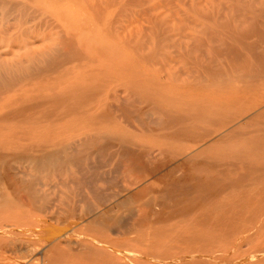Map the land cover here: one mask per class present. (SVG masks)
<instances>
[{"label": "bare ground", "instance_id": "1", "mask_svg": "<svg viewBox=\"0 0 264 264\" xmlns=\"http://www.w3.org/2000/svg\"><path fill=\"white\" fill-rule=\"evenodd\" d=\"M41 1L45 0H0V10H2L0 29L7 31L8 25L19 21L20 16L36 21L38 9L29 5L36 6V3ZM111 2L113 0H110L109 4ZM144 2V0H123L122 3L113 6V8L119 6V10L123 12L117 13L116 19L108 21L109 17L106 16L103 8V6L106 8L108 3H103L101 0H86L93 14V26L80 29L78 36L81 40L79 39L80 43L78 41L77 44L81 49L73 47L74 35H68V42L59 41L57 45L52 46L53 50L51 48L41 51L38 55L35 54L32 57L33 61L31 59L30 72L26 70L27 72L23 75L18 72L11 77L0 73V264H70L71 258L85 253L86 255L94 252L102 255L110 253H117L119 256L121 253L127 255L123 249L127 251L135 244L142 245L144 251L152 249L153 246L145 244L148 241L147 233H134L149 215L145 209H128L120 216L113 214L118 205L122 206L124 203L126 205V202L133 199L135 193L132 190H126L124 195L115 196L114 201L102 209L90 206L85 211L78 210L72 199L71 203H67L68 196L63 198L62 206L59 208L51 195V185L54 182L56 186L64 189H72L74 186L75 189L78 187L80 190L85 184L89 185L88 180L100 170L98 168L101 163L107 165L129 157L141 158L143 152L139 150L140 146L132 138L117 130L116 121L119 117L137 121L141 127L146 128L145 131L161 132V135H158L160 138L179 143L178 148L172 151L163 165L154 167V170L150 172L153 179L164 186V190L158 193L163 203L173 206L181 202L202 204L208 199H213L217 192L213 186L220 185L223 188L237 183L229 179L226 174L228 168L234 165L223 163L220 165L221 176L212 175L210 171L213 170V164L206 161L197 162L196 155L187 153L191 146L185 145L190 143L201 146L216 141L227 144L235 131L231 129L226 135L219 136L218 140L206 141L212 134L199 133L196 123L211 122L213 117H206L197 110V107L189 105L190 102H187L183 94L171 95L164 87L165 84L156 81L154 77L153 80L149 74L152 66L160 61L169 68L187 67L188 58L192 57V50L178 47L177 52L173 53L175 57L173 59L171 54L166 53L165 44L169 40L166 29L159 32L154 30V26L153 31L149 33H145L143 29L136 32L123 31L125 34L122 36L120 47H116L119 45L117 42L116 45L113 44L114 47L104 44L102 37L106 29L111 27V30L119 33L120 29L116 24L118 20L119 25L122 22V13L130 12L133 6L137 8V5H142ZM148 15L147 13L146 16L151 21L152 17ZM92 19L91 21L88 19V23L89 21L91 23ZM240 25L236 30L231 29H234L235 41L241 43V49L227 43L218 35V37L210 38L213 45L207 47L202 59L196 58L193 63H190L195 70L209 73L222 88L229 86L234 79L244 82V80H255L264 76V22L256 23L252 18L248 20L242 18ZM231 27H233L232 24ZM167 31L169 32V29ZM253 35L257 38L254 43L243 42V39H249ZM112 37L115 38V36ZM89 42L96 46L91 45L87 50L86 44ZM146 43L153 45V53L149 55L151 58L143 53ZM138 50L141 52L137 55L139 58H133L131 51ZM56 53L73 55L79 63V72L72 75L70 80H66L64 72H60L57 81L51 76L40 80L43 71L37 72L36 63H34L36 55L44 56L45 62L51 65L52 69L56 65L52 59L49 60L50 54ZM222 56L224 57L221 60ZM1 65L0 62V67ZM46 67L48 68L47 65ZM188 70L192 75L193 72L191 71V74L190 69ZM184 81L186 82V79ZM151 88H155L157 92L148 93ZM170 98L188 105L175 106L170 104ZM28 118L33 119L35 123L41 120L52 121L51 125L45 126L29 139L26 140L24 137L18 139L17 136L20 133L18 124L25 123ZM245 120L243 124L247 125L248 120ZM232 122L230 121L229 124ZM262 131L264 128H257L252 132ZM255 146L251 142H244L241 147L234 146L229 151L236 156H242L245 151H259ZM132 161L130 159L128 165H131ZM182 171L187 174H179ZM204 171L206 174L201 175ZM243 178H241L242 181ZM188 183L192 185L187 186ZM82 195L78 194L79 197ZM101 203L104 205L105 201ZM13 210L15 213L10 215L9 213ZM34 214H42L51 221H57L58 230L51 229L52 231L45 232V228L34 229L35 223L32 219ZM151 214L160 216L157 212H151ZM135 217L136 223L133 222ZM24 222L27 223V229H24V233H17ZM103 223H106L112 232L106 233V238L101 237L105 233H96L85 235L89 244L72 240V236L79 233L77 230L79 226L84 228L86 225L99 226ZM111 237L115 240H110ZM119 240L121 242H118ZM172 242L176 245L168 246L167 251L165 249L164 259L155 257L151 259L154 264H230L227 261H220L227 255L228 249L214 251L211 247L213 245L211 238L177 237ZM1 254L8 257L20 256L14 262H10ZM137 256L142 257V255ZM119 260L121 261V259L117 261ZM97 261L94 260V263Z\"/></svg>", "mask_w": 264, "mask_h": 264}, {"label": "rangeland", "instance_id": "2", "mask_svg": "<svg viewBox=\"0 0 264 264\" xmlns=\"http://www.w3.org/2000/svg\"><path fill=\"white\" fill-rule=\"evenodd\" d=\"M101 1L108 3L106 4V6L108 5L106 8L103 6L106 16L108 15L109 17L108 21L116 19V14L123 12V10H119V6L113 8V6L122 3L123 0H113L111 4H109L110 0L109 2L108 0H106L107 2L105 0ZM144 1L146 4L137 5V8L140 9L133 6L130 12L122 13V22L119 25L118 20L116 24L120 29L118 30L119 33H115L111 30V27L106 29L104 32L105 35L103 36L106 41L102 37L104 44L114 47L117 42L119 45L116 47H120L122 45V36L127 30L136 32L143 29L145 33H149L153 31L154 26V30L159 32L166 29L165 32L169 35V40L165 44L166 53L171 54L173 59L175 58L173 53L177 52L178 47L192 50V57L191 59L190 57L188 58L187 67L169 68L164 62L160 61V63L157 62L154 64L150 71L148 70L149 74L156 81H161L165 84L166 86L164 87L171 95L180 96L183 94L187 102H190L189 105L197 107V110L204 116L213 117L211 122L203 121L204 123H196L199 133L206 135L212 134L206 141L212 139L218 140L220 138L219 136L226 135L231 129L235 131L227 144L216 141L217 143L202 144L201 146H194L190 143H185V145L191 146V149L187 153L196 155L197 162L206 161L213 164V170L210 171L212 175L221 176L220 172L222 168L220 165L223 163L234 165L228 168L226 174L229 179L233 180L234 183L237 182L238 185L236 183L223 188L220 185L213 186L217 190L215 194L217 196L214 195L215 197L213 196V199H208L202 202V204L197 202L194 204L181 202L179 205L173 206L172 204L163 203L158 193L164 190V186L153 179L150 172L154 170V167L157 168L163 165L170 157L172 151L178 148L179 143L160 138L158 135H161V132L145 131L146 128L141 127L137 121L125 120L119 117L116 121L117 130L132 138L140 146L141 149L139 150L143 152L141 158L129 157L133 160L131 165H128L129 158L120 162L115 161L112 164L108 163L107 165L106 163H101L98 168L100 170L97 169L98 171L94 173L92 179L88 180L89 185L85 184L80 190L78 187V190L75 189L76 187L74 186L72 189H64L56 186L57 184L54 182L51 185V195L55 200L56 206L59 208L62 206L63 198L68 196V199H66L67 203H71L72 199L78 210L83 209L85 211L90 206L91 208L98 207L102 209L114 201L115 196L124 195L126 190H132L135 193L133 199L126 202V205L124 203L125 206L118 205L113 214L120 216L128 209H145L149 215L147 219L142 221L134 233H147L148 241L145 244L153 247L149 251H144L142 245L135 244L132 245L133 247H129L127 251L124 248L123 252H127V255L121 253L120 256L117 253L102 255L94 252L92 254L95 256L87 254L88 257H86L87 255L85 253L71 258L70 264H154L151 259L154 257L164 259L166 257L167 247L175 246L176 243L172 241L177 237L211 238L213 240L211 247L214 251L228 249L227 255L220 260L222 262L227 261L230 264H264V131L252 132L257 128H264V76L255 80H244V82L239 79H234L229 86L222 88L220 84L213 80L209 73H205L202 70H195L193 65L190 64L196 58L202 59L207 47L211 44L213 45L210 41L211 37H218L219 35L227 43L241 49V43L235 41L234 29L236 30V28L241 26L240 19L242 18L247 20L248 18H252L256 23H263L264 0ZM29 6L38 9L36 21H31L26 16L23 18L20 16L19 21L8 25L7 31L0 29V62L2 63L0 73L8 75L9 77L18 72L23 75L27 72L26 70L30 72V63H32V57L35 54L38 55L41 51H46L51 48L53 50L54 45H57L59 41L63 42L64 40V43L68 42V35H74V38H72L74 42L73 47L75 49H81L77 44L81 40L78 36L80 29L93 26V14L88 8L86 0H45L36 3V6L35 4ZM133 8L136 9L131 11ZM238 9L239 13H237ZM144 12H147L149 14L148 16L152 17V22L146 16L147 13L144 14ZM0 13H2V10H0ZM119 15L118 18H120ZM88 19L90 21L92 19L91 23L89 21L90 24L88 23ZM155 23L158 25H153ZM213 24L214 26H212ZM231 24L233 27H231ZM112 26L115 25L112 24ZM167 29H169V32ZM112 36H115V38ZM256 39L255 35H253L249 39H243V42L254 43ZM91 45V42L86 44L87 50H89ZM92 46L96 45L93 44ZM131 52L133 58L135 57L136 59L137 57L139 58L137 55L141 54L139 50ZM143 53L147 57L152 55L153 45L146 43ZM37 55L34 60L37 72L43 71L40 80L49 76L56 80L60 72H64L66 74V80H70L71 76L77 74L80 70L79 63H77L73 55L50 54L49 60L52 59L56 65L52 69L50 67L51 65L45 62L44 56ZM149 57L151 58V56ZM223 57H221V60ZM188 69H190L191 74L193 72L192 75L189 74ZM52 70H54L53 73H51ZM164 71L165 74H163ZM185 79L187 83L184 81ZM251 82L256 83V85H252ZM226 88L227 90H224ZM232 90H234L233 93ZM156 92L155 88H151L148 93L152 94ZM169 102L175 106L188 105L178 102L174 98H170ZM236 118L238 119L234 120ZM244 119H246L245 121L248 120L247 125L243 124ZM51 121L41 120L35 123L33 119L28 118L25 123L18 124V130H20L17 136L18 139L22 137L26 140L29 139L33 134H37V132H40L45 126L49 125ZM230 121L233 122L229 124ZM244 142L253 143L259 151H245L243 155L241 154L242 156H236L233 152L229 151L234 146L241 147ZM182 172L179 174L185 173V171ZM205 174V171L201 172V175ZM241 178L244 180L242 181ZM91 182L92 184H90ZM190 185L192 184H187V186ZM121 186L122 188H120ZM140 189L143 191H138ZM79 193L83 194L82 197L78 196ZM100 199L102 201H99ZM104 201L105 203L102 205L101 202ZM158 208H161V210H158ZM151 212L160 213V216H154ZM12 213L14 214L15 210L9 214L11 215ZM44 216L42 214L33 215L32 219L35 223L34 229L45 228V232L58 230V222L55 220L51 221V219ZM134 219L133 222L136 223V217ZM20 228L22 231L27 229V223L24 222ZM21 229L17 233L25 232V230L22 232ZM77 230L79 233L77 232V235H73L72 240L85 244L90 243L86 240L88 235L105 233L101 237L106 238V233L111 232L106 223L100 224L99 226L86 225L84 228L79 226ZM86 234L87 236H85ZM110 240H115V238L111 237ZM118 242L121 241L119 240ZM145 252L146 254L144 255ZM128 253L130 254L128 255ZM137 255H142V257ZM1 256L10 260V262H14L20 255L8 257V255L1 254ZM99 256L101 257L99 258ZM118 259H121V261H117ZM94 260L98 261L94 263Z\"/></svg>", "mask_w": 264, "mask_h": 264}]
</instances>
